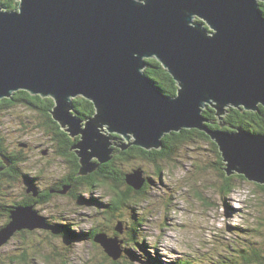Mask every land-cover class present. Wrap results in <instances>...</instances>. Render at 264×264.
I'll use <instances>...</instances> for the list:
<instances>
[{
  "label": "water",
  "instance_id": "obj_1",
  "mask_svg": "<svg viewBox=\"0 0 264 264\" xmlns=\"http://www.w3.org/2000/svg\"><path fill=\"white\" fill-rule=\"evenodd\" d=\"M18 1L15 10L0 6V99L17 90L51 97L53 118L73 138L80 136L73 145L78 175L109 161L112 145L160 149L165 134L197 128L218 145L227 176L264 184V134L210 129L202 116L210 105L224 126L222 115L232 105H264V0ZM146 57L174 78L175 96L144 73ZM77 96L94 104L87 119L74 111ZM111 132L124 142L112 141ZM132 172L127 184L141 189L145 180L134 175L142 170ZM30 190L35 193L33 185ZM34 211L14 206L0 228V245L22 229L51 228ZM94 240L119 257L116 238Z\"/></svg>",
  "mask_w": 264,
  "mask_h": 264
},
{
  "label": "rangeland",
  "instance_id": "obj_2",
  "mask_svg": "<svg viewBox=\"0 0 264 264\" xmlns=\"http://www.w3.org/2000/svg\"><path fill=\"white\" fill-rule=\"evenodd\" d=\"M202 116L205 125L211 124L203 113ZM42 118L39 111L18 103L0 114V136L11 151L19 149L17 143L31 146L22 149L25 159L19 164L18 174L38 177V186L46 189L64 177L68 164L54 152L50 137L40 126ZM224 126L227 128L225 123ZM224 126L218 129L227 130ZM112 141L124 142L119 134L118 140L112 137ZM214 146L212 139L194 137L176 143L164 160L158 158L156 163H149L137 157L122 164L133 174L140 164L142 175L134 176L147 183L141 199L124 205L112 217H106L103 204L115 188H125H114L112 182L107 186L100 181L94 188H75L76 193L71 191L74 194H54L47 204L33 207L39 223H48L41 218L46 215L53 224H69L77 234L94 229L108 239L116 238L120 254L116 260L95 240L74 234L58 236L51 226V231L36 227L33 232L23 229L24 235L14 233L0 245V264H176L186 260L192 264H242L253 248H261L264 243V184L235 173L231 190L222 191L225 180ZM0 155L8 164V159ZM18 178L21 180L22 176ZM0 189V204L9 206L22 196L25 186L23 181L13 180ZM1 214H5L3 209ZM4 221L0 217V228L7 224ZM116 228H121V233ZM131 229H135L133 236L140 247L130 243Z\"/></svg>",
  "mask_w": 264,
  "mask_h": 264
},
{
  "label": "trees",
  "instance_id": "obj_3",
  "mask_svg": "<svg viewBox=\"0 0 264 264\" xmlns=\"http://www.w3.org/2000/svg\"><path fill=\"white\" fill-rule=\"evenodd\" d=\"M18 5L17 0H0V6H2L4 9L7 10H13L16 9ZM260 10L262 14L264 15V2L259 1ZM201 21V20H199ZM206 28H208V25H205ZM209 29V28H208ZM144 73L150 77V79L156 84L157 88H159L164 94L168 96H175L177 94V83L174 80V78L171 76V74L162 66V64L155 58H147L146 59V66L144 68ZM18 103H23L24 105L28 106L31 110L39 111L37 110L39 106L44 105L43 110L45 111L46 117L44 118V124L40 126L45 129L46 134L49 137H52V135L55 137V139L59 140L61 142V145L59 146V153L58 155L60 157H65L69 160V163L71 165V171L69 175H66L67 179L69 177H75L76 183L81 185L82 188L88 189V188H94L96 185L99 184L101 181V185H109L114 183L115 187H120L121 185L125 186L124 189L117 190L115 188L114 193L111 194V197L109 198L108 202H105L103 204V207L106 209L105 212L108 213L106 217H112L114 215V212L121 209L124 205L127 206L128 203H133L138 201L142 198L143 193L145 192V184L142 186L141 189H135L134 187H131L127 184L125 175L129 172V170H126L123 165L131 162V159L136 160L137 157L143 161H147L149 163H156V159L160 158L161 160H164L163 158L168 156L171 152L172 148L176 143L185 141L187 139H191L194 137H200L202 139H211L208 137L203 131H200L195 128L191 129H182L179 132H170L165 134L164 137H162V142L165 145V147L161 149H151L147 150L145 148H142L137 145L130 146L129 148L125 150L119 149V153L115 154L113 153L112 158L102 163L100 168L96 171H93L87 175H78V171L80 168L79 159L78 156L75 153V150H72V146L77 142V139L74 140L69 137V134L65 132V130L62 128V126L56 121L52 114L51 110L54 105V100L51 97H42L38 94H31L27 90H17L12 93L10 97H5L0 99V114L2 111L9 109L11 107H14L18 105ZM73 107L75 113L81 118V119H87L91 115L95 113V107L92 101L88 100L85 97L77 96L73 98L72 100ZM40 112V111H39ZM202 113L204 116L209 120L211 124H206L207 127L210 128H219L220 123L216 118V114L213 108L210 106H206ZM42 116V115H41ZM204 118V117H203ZM223 123L227 126L228 131L229 128H236V127H242L246 129L249 132L253 133H261L264 134V106L262 104L259 105V109L257 111H247L243 108H237L235 106L230 107L228 110H226L224 114V118L222 120ZM118 134L111 135L112 137H117ZM52 137V138H54ZM214 150L217 154L218 158V165L221 166L222 170V176L224 177L225 183L223 184L222 191H230L231 190V180L234 176H227L224 170L223 158L221 157V154L218 150V145L214 143ZM118 149L115 148L117 151ZM114 152V150H113ZM12 151L5 147L4 142L2 140V137L0 136V154L4 156V158H7L8 160H11L13 165L9 167L8 164L2 160V157L0 155V166L3 167L5 170L3 173H1L0 177V188L4 187L5 185H10L11 181L13 180H19L24 182L25 188L30 186V183H34V179L38 180V177L29 175L28 173H23V175H19V164L25 159L22 157L21 159H14L12 156ZM115 154V155H114ZM118 161V162H117ZM119 163V168L116 166ZM123 164V165H122ZM122 165V166H121ZM138 169H143V167L139 164L135 166ZM124 168V169H122ZM134 170V169H132ZM22 176L21 180L18 178ZM241 178H246L242 175H237ZM28 179V180H27ZM26 180V181H25ZM71 180H64L61 184V188L64 187V185L67 184V182H70ZM35 184V183H34ZM36 185V184H35ZM112 185V184H111ZM1 191V189H0ZM33 190H30L29 194H25L21 200H15L13 204H22L24 206L30 205L32 203H35L38 201L39 203H44L49 199L50 195L39 194L38 198L32 193ZM12 204V205H13ZM12 205H2L0 204V217H3L5 219V224L9 222L10 220V208ZM34 205V207H35ZM33 206V205H31ZM2 209L4 210L5 214H1ZM4 226V225H3ZM56 227L60 233L63 236L68 235H77V236H85L86 238H89L90 240L94 241V236H97L100 234L98 230L91 229L87 233H79L77 234L75 230L69 225L65 224L63 222H57ZM75 229V228H74ZM134 230L131 229L130 231V240L132 244L139 245V241L134 239ZM33 232V231H32ZM118 232V231H117ZM121 233V232H120ZM15 234H21L24 235V230L17 231ZM57 234V233H56ZM24 243V242H23ZM26 244V242L24 243ZM137 245V246H138ZM140 247V246H138ZM261 250H264V243L261 248H253L250 255L246 256V258H243L242 264H264V252ZM125 252V250H123ZM13 262V261H12ZM106 264V263H101ZM176 264H192V261L186 260V261H179ZM224 264H234L232 261L224 262Z\"/></svg>",
  "mask_w": 264,
  "mask_h": 264
},
{
  "label": "flooded vegetation",
  "instance_id": "obj_4",
  "mask_svg": "<svg viewBox=\"0 0 264 264\" xmlns=\"http://www.w3.org/2000/svg\"><path fill=\"white\" fill-rule=\"evenodd\" d=\"M43 107H44V105H41V106H39L38 107V109L37 110H39L40 111V114L42 115L41 117H43L44 116V118L46 117V114H45V111L43 110ZM44 118H42V122H41V125H43L44 124ZM65 130V129H64ZM65 132L66 133H68L66 130H65ZM69 134V133H68ZM52 137H54L53 135H52ZM52 137H50V140L52 141V144H53V148H54V152L58 155V153H59V149H60V145H61V142L59 141V140H57V139H55V137L54 138H52ZM69 137L70 138H72V139H74V140H76L77 139V141L79 140V137L80 136H76L75 138H73L70 134H69ZM114 139L115 140H118V135H117V137H114ZM120 142V141H119ZM76 143V142H75ZM17 146H18V150H16V151H12L13 153H12V156H13V158L16 160V159H18V158H22V157H24L25 158V156H24V154H23V151H22V149L23 148H25V147H31L30 145H27V144H25V143H17ZM133 146V145H132ZM163 147H165V145L163 144L162 145V147L161 148H163ZM115 148H116V146L114 147V152L113 153H115V154H117V153H119L120 151H119V149L116 151L115 150ZM118 148V147H117ZM72 150H75L74 148H73V146H72V148H71ZM48 150L49 149H47V151H43V153H47L48 152ZM162 150V149H161ZM114 154V155H115ZM77 155V154H76ZM58 157H59V155H58ZM61 159L62 160H65L66 161V163L68 164V167H67V173L64 175V177L62 178V179H60V180H55L54 182H53V184H51V186H47V187H45L46 189H42L41 187H39L38 185H40L41 184V182L40 181H38V180H35L34 179V183L36 184H34V183H30V185H33L34 187H35V193H34V191H32V193L35 195V196H37V198H38V196H39V194H41V192H43L44 191V193L43 194H46V195H50L49 196V199L51 200V197H52V195H54V194H62V195H66V194H68V193H72V192H74V193H76V191H75V188H82L81 187V185H79V184H77L76 182V180H75V177H69L68 179H67V177H66V175H69V173H70V171H71V165H70V163H69V160L68 159H66L65 157H61ZM9 161V167L11 166V164L13 165V163H12V161L11 160H8ZM5 170L3 169V167H2V169H0V177H1V173H3ZM130 172V171H129ZM147 179V178H146ZM28 180V179H27ZM64 180H66V181H68V180H71L70 182H67V184L66 185H64V187L63 188H61L60 189V187H61V184H63L62 182H64ZM26 181V180H25ZM146 180H145V182H144V184L146 185ZM27 189H28V187H26L25 189H24V192L22 193V196L21 197H19L18 198V200H21L22 198H23V196H25V194H29L30 193V191H27ZM67 191H69L68 193H66ZM72 191V192H71ZM74 193H72V194H74ZM50 200H47L46 202H44L43 204H47V202L49 201L50 202ZM36 204H39V205H42V203H39L38 201L36 202ZM16 205H22V204H13L12 205V207L13 206H16ZM30 205H33V207H34V205H35V203H32V204H30ZM44 217H45V219H46V222H48V224L50 225V226H52V228H54L55 230H56V232H57V234H58V236H63L60 232L61 231H59L58 229H57V227H56V224H53L52 222H50V218L48 217V216H46V215H44ZM26 229V228H25ZM34 229H36V228H34ZM34 229H31L32 231L34 230ZM40 229H42V228H40ZM43 229H45V228H43ZM23 230V229H22ZM46 230H49V231H51L50 229H46Z\"/></svg>",
  "mask_w": 264,
  "mask_h": 264
},
{
  "label": "bare ground",
  "instance_id": "obj_5",
  "mask_svg": "<svg viewBox=\"0 0 264 264\" xmlns=\"http://www.w3.org/2000/svg\"><path fill=\"white\" fill-rule=\"evenodd\" d=\"M18 1V0H17ZM18 5H19V2H18ZM18 5H17V7H18ZM3 8V7H2ZM4 9V8H3ZM17 9V8H16ZM5 10H7V9H5ZM13 10H15V9H13ZM198 21L199 20H201L200 22H205L201 17H199V16H197V18H196ZM209 28V27H208ZM209 30H211L210 28H209ZM261 104V103H260ZM228 105H232V104H228ZM263 105V104H262ZM232 106H234V105H232ZM264 106V105H263ZM236 107V106H235ZM219 114V113H218ZM92 116V115H91ZM89 118V117H88ZM83 122L85 121V120H82ZM223 123V122H222ZM224 124V123H223ZM239 128V127H238ZM242 128V127H241ZM244 129V128H243ZM246 130V129H245ZM247 131V130H246ZM118 147V146H117ZM55 233H57V232H55Z\"/></svg>",
  "mask_w": 264,
  "mask_h": 264
},
{
  "label": "clouds",
  "instance_id": "obj_6",
  "mask_svg": "<svg viewBox=\"0 0 264 264\" xmlns=\"http://www.w3.org/2000/svg\"><path fill=\"white\" fill-rule=\"evenodd\" d=\"M232 176V175H231Z\"/></svg>",
  "mask_w": 264,
  "mask_h": 264
}]
</instances>
